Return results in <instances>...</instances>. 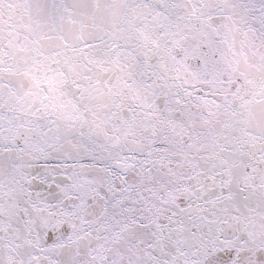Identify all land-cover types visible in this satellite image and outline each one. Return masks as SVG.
<instances>
[{
    "label": "snow or ice",
    "instance_id": "obj_1",
    "mask_svg": "<svg viewBox=\"0 0 264 264\" xmlns=\"http://www.w3.org/2000/svg\"><path fill=\"white\" fill-rule=\"evenodd\" d=\"M0 264H264V0H0Z\"/></svg>",
    "mask_w": 264,
    "mask_h": 264
}]
</instances>
